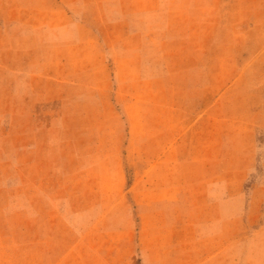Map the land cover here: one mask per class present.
<instances>
[{
	"label": "rangeland",
	"instance_id": "obj_1",
	"mask_svg": "<svg viewBox=\"0 0 264 264\" xmlns=\"http://www.w3.org/2000/svg\"><path fill=\"white\" fill-rule=\"evenodd\" d=\"M0 264H264V0H0Z\"/></svg>",
	"mask_w": 264,
	"mask_h": 264
},
{
	"label": "crops",
	"instance_id": "obj_2",
	"mask_svg": "<svg viewBox=\"0 0 264 264\" xmlns=\"http://www.w3.org/2000/svg\"><path fill=\"white\" fill-rule=\"evenodd\" d=\"M179 84H181V81L179 82ZM177 90H178V94L182 96H179L177 98L172 96V98L170 99H162L157 103L158 105L161 106L160 113L162 117H164L162 118V121L167 122L169 125H171L170 127L172 128V130H174L175 123H177L178 128H181L183 123V121H181V117L182 116L184 117L186 102H187V97H186L187 90H185V88L183 87L178 88ZM171 93H174V91L172 90ZM176 116L178 119L177 122L175 121ZM162 129H165V132L171 130V129L169 130L168 127ZM166 134L165 137H167ZM161 136H164V134H162Z\"/></svg>",
	"mask_w": 264,
	"mask_h": 264
}]
</instances>
